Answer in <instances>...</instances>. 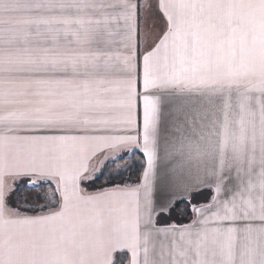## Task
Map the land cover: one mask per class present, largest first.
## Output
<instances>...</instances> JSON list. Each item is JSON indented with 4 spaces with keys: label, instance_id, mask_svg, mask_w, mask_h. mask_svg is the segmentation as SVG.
Segmentation results:
<instances>
[{
    "label": "snow or ice",
    "instance_id": "6c2138e0",
    "mask_svg": "<svg viewBox=\"0 0 264 264\" xmlns=\"http://www.w3.org/2000/svg\"><path fill=\"white\" fill-rule=\"evenodd\" d=\"M0 264H264V0H0Z\"/></svg>",
    "mask_w": 264,
    "mask_h": 264
}]
</instances>
